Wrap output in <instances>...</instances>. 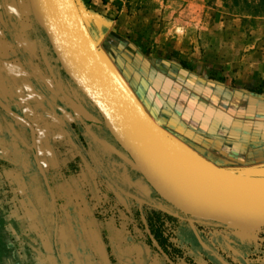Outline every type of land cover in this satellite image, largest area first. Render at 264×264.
Segmentation results:
<instances>
[{"label": "rangeland", "instance_id": "obj_1", "mask_svg": "<svg viewBox=\"0 0 264 264\" xmlns=\"http://www.w3.org/2000/svg\"><path fill=\"white\" fill-rule=\"evenodd\" d=\"M24 3L27 13L32 15L28 0ZM77 3L101 52L165 132L204 157L189 142L212 153L228 154L229 157L221 158L225 164L222 167L227 170L264 175L261 170L264 165L255 167L251 155L241 152L242 145L229 135L234 123L250 129L253 135L264 134V0H77ZM32 55L39 54L32 52ZM135 61L139 68H147L150 76L134 72ZM50 62L43 61L38 71L44 74L41 69L47 66L49 70L48 65L53 68ZM125 68L133 74L135 87L124 73ZM45 77L53 80L48 72ZM52 95L59 97L52 110L58 109L62 121L76 126L82 134L80 141L75 142V136L59 134L58 123L48 122L58 138L54 146L53 138L49 139L53 149L58 147L59 154L65 151L75 156L82 154L78 146L81 145L88 154L99 151L114 154L90 132L114 147L112 144L89 128L87 135L80 129L82 123L94 122L75 112L58 92ZM96 118L102 121L101 116ZM178 129L191 137L179 134ZM191 138L194 140L190 141ZM49 156L54 158L55 154ZM43 163L48 170L52 166L48 161ZM27 164L22 162L17 176L9 169H14V164L0 161V216L7 220L10 215L16 220L18 236L13 239L18 264L80 263L77 249L73 248V255L70 250L71 244L77 248L83 240L89 244L96 264H264V229L226 226L160 206L161 210L182 217H175L177 223L172 231L174 248L180 254L176 260L168 255V260L149 239L139 220L123 210L105 184L103 189L102 179L87 162L76 173L62 169L60 175H48L60 221H65L69 229L79 230L85 239L76 238L75 234L67 243L61 238H39L29 232L37 230L36 227L30 228L26 222ZM42 175L48 181L45 172ZM130 197L144 203L137 196L130 194ZM143 222L150 236L144 217Z\"/></svg>", "mask_w": 264, "mask_h": 264}, {"label": "water", "instance_id": "obj_2", "mask_svg": "<svg viewBox=\"0 0 264 264\" xmlns=\"http://www.w3.org/2000/svg\"><path fill=\"white\" fill-rule=\"evenodd\" d=\"M28 2L31 14L46 35L62 70L96 108L102 121L64 92L48 65L64 98L86 120L104 123L132 160L90 132L96 141L139 171L159 197L178 212L218 221L226 226L264 229V175H245L227 170L209 156H202L165 132L101 52L77 0ZM38 74L46 87L57 94L51 82L43 74ZM0 107L14 118L24 120L1 100ZM32 150L36 154V149L32 147ZM39 170L44 174L40 165ZM188 185L203 188L205 198L198 193L192 197L194 192ZM162 210L182 219L178 213Z\"/></svg>", "mask_w": 264, "mask_h": 264}, {"label": "flooded vegetation", "instance_id": "obj_3", "mask_svg": "<svg viewBox=\"0 0 264 264\" xmlns=\"http://www.w3.org/2000/svg\"><path fill=\"white\" fill-rule=\"evenodd\" d=\"M49 51H50L49 56H51L52 60L55 61L58 65L56 68H52V70L57 79V82L61 85L64 92L75 102L79 101V103L83 105L85 109H87L91 114H93L96 117H100L97 110L89 103V101H87V99L81 94V92H79V90L74 86V84H72L71 80L61 70L62 68L59 62L54 59L55 55L52 54L51 50ZM132 65L134 68V72L136 73L139 72L146 76H150L148 69L145 68L144 66L143 68H139L138 63L136 61ZM124 70H125L124 73L127 75L131 85L135 87L136 80L134 79L133 74L129 71L128 68L127 69L125 68ZM42 86L46 92V96L50 99L52 104L59 102L57 99L59 98L58 96L56 97L52 95L51 91L49 90V88L46 87L45 84L42 83ZM53 88L55 89L56 92L59 93V96L63 98V94H61L58 84L54 81H53ZM53 116H54L53 121L58 123L57 127L60 129L59 130L60 135H62L63 132H65L66 134H71L75 136L74 137L75 142L76 140L80 141V137H82V134L80 136V132L79 130L77 131L76 126L73 125L68 126V124L66 125V123L62 121L61 113L59 112L58 109L56 111L55 110L53 111ZM87 124L82 123L80 127V129L84 130V133L86 135H87L86 130L87 128H89L101 139L109 142L114 147H116L122 153L123 156L132 160L131 156L127 154L119 146V144L115 141V139L111 136L110 132L107 130L104 124H94V123H87ZM89 124H91V126H89ZM178 130L177 132L179 134L183 133L182 129H178ZM76 133L79 134V137L78 136L76 137L75 135ZM252 133L253 131H251L250 129L238 126L236 123H234L232 127L229 129V135L233 137L235 136V138L238 140L235 141V143L239 142L242 145V148L240 149L241 152L244 153L246 152L247 154H251L252 157L253 156L255 157L256 154H264V134H259V136H256L253 135ZM184 135L186 134L183 133V136ZM186 137L190 138L191 136L186 135ZM26 138L28 141V147L26 148L25 153L29 158L28 159L29 174L24 180V187L26 190L25 203L27 205V210H28V216H27L29 217L28 220L30 221L32 220L33 226L36 227L37 229L33 231L34 235H36L39 238H52V239L61 238L66 241L65 243H67L75 236L76 238L79 239H85L83 235L79 233L80 232L79 230L69 229L70 226H68L65 221L64 222L60 221L58 210L56 209L55 200L51 191V181L49 180L48 175L50 174L51 176L52 173L60 175L62 169L64 170L66 169L68 171L76 173L80 169V165L82 166L83 162H87L90 166H92L93 171L95 170L94 172L96 173V175L102 179L101 181L103 183L101 184L103 189H104L103 184H105V186L109 188L108 190H110L111 194L119 202L123 210L132 217H135L136 219L139 220L140 225L145 230L149 239L152 236L155 239L156 243L161 246L164 252L167 255H169L171 259L173 260L178 259V253L176 251V248H174L176 247V243L174 241V236L172 232L176 227L177 219L163 212L160 206H164L165 208H167L172 212H177V210L172 205L161 199L159 195L147 183L144 176L139 171L133 170L124 159H122L116 154H106L102 151H99L98 154H88V152L84 150V148H82L81 145L78 146L82 154H76L75 156H70L71 154H66L65 151H60L61 154H55V157L52 158L51 156H49L50 154H40V152L38 153L37 147H36V154L32 150V147L34 145L33 139L36 140L35 130L33 132L29 130L28 135L26 134ZM192 139L193 138H191L190 141ZM189 143L193 147L197 148L205 156H209V159L221 165L220 162L221 159H219L208 149L206 148L201 149L195 144L191 142ZM20 149L17 148V151L14 156L15 159L14 165H16L17 167L20 165V154H21L19 152ZM66 156H70V158ZM44 160L52 164V166L49 167V170L45 167L43 163ZM39 165L44 170L45 175H47L48 181H46L44 176L41 174L39 170ZM130 194L142 199L144 203L140 204L137 200L130 197ZM104 207L106 208L107 205H105ZM137 214H138V218L136 216ZM143 217L146 219V225L149 227L150 236L148 231L145 229L146 227L143 222ZM29 227H31V225ZM62 230H64L63 233ZM71 230H73V232ZM161 236L165 240V242L162 244L163 246L161 245L162 242ZM71 247L72 250H70V253L73 255L74 254L73 248L77 249L76 252L78 253L80 260V263L75 261L74 264H96L92 258L93 252L89 244L86 242V240L85 241L83 240V242L80 243L77 246V248L75 244H71Z\"/></svg>", "mask_w": 264, "mask_h": 264}, {"label": "crops", "instance_id": "obj_4", "mask_svg": "<svg viewBox=\"0 0 264 264\" xmlns=\"http://www.w3.org/2000/svg\"><path fill=\"white\" fill-rule=\"evenodd\" d=\"M40 35L41 31L36 28L32 15L27 13L24 0H0V100L24 119L14 118L0 107V157L2 162L3 159H9L8 164L13 165L17 145L22 147L19 150L20 167L16 165L14 169L9 167L17 176L19 169L22 168V162L29 163L25 153L28 147L26 134L28 135L29 130L36 132L33 148L37 147L38 153L59 154V148L52 147L58 138L51 129V124H48L54 120L52 108L56 106L46 96L43 82L38 75V68L43 65L42 62L52 60L49 56V44ZM32 52L39 55L34 57ZM54 59L57 60L56 57ZM51 62L53 68L58 66L55 61ZM41 72L46 76L47 72L50 74L47 66L46 69H41ZM50 82L53 85V80ZM50 137L53 138L52 146L48 144ZM213 153L219 159L229 157L220 151ZM252 158L255 167L264 165V154H256ZM220 162L221 165H225L222 160ZM28 219L29 217L26 220L27 224L31 225L30 228L34 227L33 221ZM33 231L29 230L30 234L34 235ZM17 236L16 220L10 215L7 220L0 216V264H18L17 253L14 250L16 243L13 239Z\"/></svg>", "mask_w": 264, "mask_h": 264}, {"label": "trees", "instance_id": "obj_5", "mask_svg": "<svg viewBox=\"0 0 264 264\" xmlns=\"http://www.w3.org/2000/svg\"><path fill=\"white\" fill-rule=\"evenodd\" d=\"M33 22L35 23L36 28L39 29V30L41 31V34H42V35H40V36H43L42 38H44V39L48 42V40H47L45 34L43 33L42 29L36 24L35 21H33ZM48 44H49V42H48ZM49 48H50L52 54L54 55L53 50H52L50 44H49ZM0 155H1V154H0ZM2 159H3V158H2ZM3 160H4V161H3L4 163H5V162H6V163H10L9 159H3ZM0 161H1V157H0ZM161 239H162V242H161V245H162V244L165 242V240H164V238H162V236H161ZM162 246H163V245H162ZM176 251H177L178 254H180V253H179V249L176 250Z\"/></svg>", "mask_w": 264, "mask_h": 264}, {"label": "bare ground", "instance_id": "obj_6", "mask_svg": "<svg viewBox=\"0 0 264 264\" xmlns=\"http://www.w3.org/2000/svg\"><path fill=\"white\" fill-rule=\"evenodd\" d=\"M188 188H189V190H193V195H192V197L193 196H195V194L196 193H198V194H200L201 196H202V198H205L204 197V191H202V189L203 188H201V187H196V186H194V185H188ZM188 192V191H187ZM188 193H190V192H188ZM184 196V195H183Z\"/></svg>", "mask_w": 264, "mask_h": 264}]
</instances>
